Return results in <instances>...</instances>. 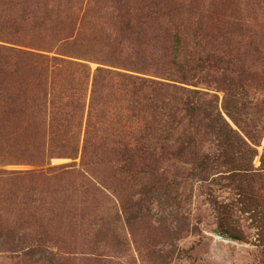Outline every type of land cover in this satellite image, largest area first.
Instances as JSON below:
<instances>
[{"label":"rangeland","instance_id":"rangeland-1","mask_svg":"<svg viewBox=\"0 0 264 264\" xmlns=\"http://www.w3.org/2000/svg\"><path fill=\"white\" fill-rule=\"evenodd\" d=\"M1 155L0 264H264V0H0Z\"/></svg>","mask_w":264,"mask_h":264},{"label":"trees","instance_id":"trees-1","mask_svg":"<svg viewBox=\"0 0 264 264\" xmlns=\"http://www.w3.org/2000/svg\"><path fill=\"white\" fill-rule=\"evenodd\" d=\"M179 56L180 55H178V52L175 50L174 51V60H173V62L175 63V65H177L178 57ZM14 103H16V104L12 105L14 107H16L18 105H20L19 107H22V106H26L27 105V104H23L22 102L20 104V102H15L14 101ZM10 104H12V101L11 100H10ZM74 151H77V150H74ZM2 156L3 155H1L0 158H2ZM8 157H9L8 159H9V161L11 163H16L15 162V160L17 159V156L16 155H14L12 153ZM13 165H16V164H13ZM2 168H4V167H2ZM0 173H1V176H2L1 179H4V180H5V178H7V176H11V175H13L15 177H18V178H10V179L15 180V181H17V179H20V180H28V181H31V182H37V181L40 180L39 177L36 176V174L33 171H31V170L30 171H23L22 173H17V171H15V170L0 169ZM7 179L9 180V178H7ZM123 212H125V210H123L122 213ZM117 213L118 212H116V214L114 215L113 212H111V213H109V216H112L114 218V220H116V218L119 217V214H117ZM124 214H126V212ZM85 221H86V224L88 222L89 228L91 227V225L96 228V222L97 221H100V219L97 220V219H94V218H86Z\"/></svg>","mask_w":264,"mask_h":264}]
</instances>
